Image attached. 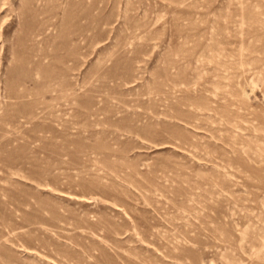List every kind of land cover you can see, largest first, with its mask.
Listing matches in <instances>:
<instances>
[{"label":"rangeland","instance_id":"obj_1","mask_svg":"<svg viewBox=\"0 0 264 264\" xmlns=\"http://www.w3.org/2000/svg\"><path fill=\"white\" fill-rule=\"evenodd\" d=\"M0 264H264V0H0Z\"/></svg>","mask_w":264,"mask_h":264}]
</instances>
